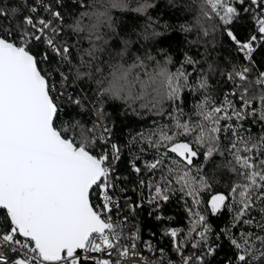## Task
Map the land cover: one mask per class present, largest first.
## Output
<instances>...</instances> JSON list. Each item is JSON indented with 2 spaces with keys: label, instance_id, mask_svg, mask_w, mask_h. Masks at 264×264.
Masks as SVG:
<instances>
[{
  "label": "snow or ice",
  "instance_id": "snow-or-ice-1",
  "mask_svg": "<svg viewBox=\"0 0 264 264\" xmlns=\"http://www.w3.org/2000/svg\"><path fill=\"white\" fill-rule=\"evenodd\" d=\"M137 5L109 0L145 18L128 63L133 42L113 53L108 11L81 12L65 28L63 0H0V264H264V0H199V15L180 31L205 50L179 60L157 47L170 36L148 15L154 0ZM208 20L218 23L209 29ZM210 31L235 53L226 66L209 58ZM93 96L90 125L68 111L57 127V100L80 110ZM105 98L151 124L117 134ZM177 194L187 228H164L170 252L150 242L141 249L120 199L164 225Z\"/></svg>",
  "mask_w": 264,
  "mask_h": 264
},
{
  "label": "trees",
  "instance_id": "trees-1",
  "mask_svg": "<svg viewBox=\"0 0 264 264\" xmlns=\"http://www.w3.org/2000/svg\"><path fill=\"white\" fill-rule=\"evenodd\" d=\"M48 2H50V0H45V3ZM129 3L132 8L138 6L137 0H129ZM154 3L156 6L149 9L148 15L153 18H158L159 23L156 25L157 30L164 31L166 35L170 36V39L164 40L162 44L158 45L157 47H163L169 50L176 60H179L182 54L185 52H188L193 56H195L197 52L203 53L205 50L203 44H201L199 48L195 46L190 47L185 40V34L180 31L181 24L193 23L199 15V0H176V7L170 6L168 0H154ZM59 10L62 11L65 16V28L73 25L81 12L108 11L115 21L114 26L116 29V37L111 43L113 53L120 50V43L123 39H129L133 42L129 50V55L126 57L128 63H131V57L134 56L141 47L140 43L138 42V34L142 32L143 26L145 24V18L141 14H137L132 11H120L111 9L109 6V0H82V2L81 0H63V7ZM40 15L45 17L47 16V14L44 13L42 9L40 10ZM94 22L95 17H91L84 21L85 24H91ZM213 23H218V21H205V25L209 27V29ZM102 30L104 32L108 31L106 24L104 25ZM213 35H215L216 44L215 46H213L212 44L208 45L210 54L209 58L217 59L221 65H225V61H227L229 58L235 60V53L232 51L227 40H221V36L219 33L213 34L210 31L209 36L204 39L210 41L213 39ZM76 39L77 37L73 35L72 41L74 42ZM195 39H197L196 31L187 34L188 41ZM83 46H88L86 40L83 42ZM262 56H264V53L258 54L257 59H261ZM105 59H107V57H105ZM41 67L44 66L42 65ZM175 67L176 65L174 64L171 70L175 71ZM202 67H206V65H202ZM105 71L107 72V69H105ZM215 79L216 78L214 77L213 83H215ZM56 83L58 93L60 91L58 80L56 81ZM81 87L85 91H88L89 87H94V85H90L88 82H84ZM53 95L55 96L56 93H53ZM89 95L91 96L92 93L89 92ZM56 102L61 105L60 119L56 122L57 127H60L62 122H64L65 112L68 111L72 113L73 119H79L81 120V122L90 125L91 119L94 118L92 116L93 104L97 103V106H99L94 96L92 100H88L87 98H85L83 108L80 110L75 109L73 106H69L66 101L57 100ZM104 112L110 117L109 123H111L112 120L116 121L117 134H119V129L124 125H129L131 128L140 130L146 128L152 122V118L147 115H144L142 117H137L131 114H129L128 116L123 115L124 109L122 106H120V102L108 100L107 98H105L104 102ZM247 126L248 125L246 124V127ZM127 131L128 129H125V135ZM252 131L254 133H259L260 125H253ZM96 151L98 152L99 148H97ZM124 155L128 159L131 158V154H129L126 149ZM127 175V171H124L122 173V176ZM126 186L129 190L128 196L131 197V200L139 202L140 191L137 188V185L135 183H127ZM134 188H137L135 192H133ZM204 195L205 197H207L210 195V193H205ZM125 208L128 209L127 206H125ZM145 208H147V205H145ZM168 208L169 213L173 218L164 225H160L154 220L150 219L144 209H137L135 212H132L128 209V215L131 220L132 229L135 231L136 228L133 226L140 227V241L138 243L139 245L144 246L145 242H154V244L158 245L159 247H163L170 252V241L169 238L163 234L164 228L175 226L177 228L186 229L187 224L183 204L179 199V194L173 197ZM145 221L153 223L155 224V226L153 228L145 227ZM153 233H155V236H153ZM171 256L176 257L175 254H171Z\"/></svg>",
  "mask_w": 264,
  "mask_h": 264
},
{
  "label": "built area",
  "instance_id": "built-area-1",
  "mask_svg": "<svg viewBox=\"0 0 264 264\" xmlns=\"http://www.w3.org/2000/svg\"><path fill=\"white\" fill-rule=\"evenodd\" d=\"M116 199H120V197L117 196ZM92 202H93V203H96V201H95L94 198H93V201H92ZM120 202H121V206H122V211H123V213H124L125 215L129 216V215H128V209H126L125 206L123 205V200L120 199ZM113 215L115 216V213H114ZM128 227H129V230L134 231V230L132 229V227H131V220H130V217H129V221H128ZM139 241H140V240H139ZM139 241H138L137 243H139ZM150 243H152L153 245H156V244H154V242H150ZM138 245H139V244H138ZM139 247L142 249L144 246L139 245ZM171 258H172L173 260H178V257H177V256H176V257L171 256ZM89 262H90V261H89ZM89 262H87V263H89Z\"/></svg>",
  "mask_w": 264,
  "mask_h": 264
},
{
  "label": "water",
  "instance_id": "water-1",
  "mask_svg": "<svg viewBox=\"0 0 264 264\" xmlns=\"http://www.w3.org/2000/svg\"><path fill=\"white\" fill-rule=\"evenodd\" d=\"M87 264H91V262L87 263Z\"/></svg>",
  "mask_w": 264,
  "mask_h": 264
}]
</instances>
